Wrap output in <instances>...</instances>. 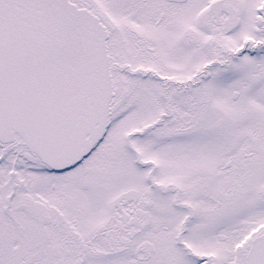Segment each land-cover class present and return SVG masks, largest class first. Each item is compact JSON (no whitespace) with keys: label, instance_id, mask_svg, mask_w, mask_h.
Segmentation results:
<instances>
[{"label":"snow or ice","instance_id":"obj_1","mask_svg":"<svg viewBox=\"0 0 264 264\" xmlns=\"http://www.w3.org/2000/svg\"><path fill=\"white\" fill-rule=\"evenodd\" d=\"M0 264H264V0H0Z\"/></svg>","mask_w":264,"mask_h":264}]
</instances>
